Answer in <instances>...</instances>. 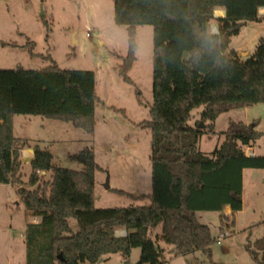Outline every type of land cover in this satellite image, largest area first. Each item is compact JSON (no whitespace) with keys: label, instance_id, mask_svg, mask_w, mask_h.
I'll return each instance as SVG.
<instances>
[{"label":"trees","instance_id":"trees-1","mask_svg":"<svg viewBox=\"0 0 264 264\" xmlns=\"http://www.w3.org/2000/svg\"><path fill=\"white\" fill-rule=\"evenodd\" d=\"M260 7L264 0H113L114 23L127 31V53L118 69L127 84H133L128 72L135 60V28L152 27V103L149 119L138 123L151 133V193L109 190L148 199V206L95 207L99 167L92 149L70 156L83 167L76 171L53 164L48 150L13 136L12 116L19 114L69 122L93 133L95 106H104L93 71L61 69L54 61L40 69H0L1 184H23L21 150L33 149L29 188L17 189L38 219L25 228V264H94L109 254L127 259L133 248L140 249L135 264H159L158 239L179 254L201 250L211 257L214 239L195 212H220L229 205L231 212L219 215L220 227H233L234 214L242 208V172L264 169V156L245 155L260 133L242 122H230L223 143L210 154L199 151L197 143L201 135L215 133L220 113L264 103V37L245 60L229 49L246 21L259 20ZM214 10L223 17H215ZM213 22L217 34L210 33ZM199 106L204 107L201 121L210 123L191 127L187 121ZM108 108L125 116L124 109ZM42 172L49 174L48 181L41 182ZM69 218L76 220L77 231L70 230ZM159 225L161 234L153 240L150 232ZM116 228L127 235L116 237ZM245 250L255 264H264V237L247 243Z\"/></svg>","mask_w":264,"mask_h":264},{"label":"rangeland","instance_id":"rangeland-1","mask_svg":"<svg viewBox=\"0 0 264 264\" xmlns=\"http://www.w3.org/2000/svg\"><path fill=\"white\" fill-rule=\"evenodd\" d=\"M152 34L151 25L136 26L135 60L128 72L133 84H127L118 73L127 53V31L125 26L114 23L113 0H0V69H40L54 61L61 69L90 70L95 74L96 94L104 102V106H95V133H86L69 122L20 114L12 116V132L29 145L48 150L53 164L76 171L83 167L70 156L85 148L92 149L99 167L94 188L97 208L150 203L148 199L119 195L104 185L108 183L110 189L134 195L151 193V133L138 123L149 119L152 103ZM262 37L264 16L258 21H246L239 34L231 38L229 49L237 53L249 51L247 56L240 57L245 60ZM109 106L124 109L125 116L111 111ZM203 109L199 106L191 111L189 126L203 128L210 123L201 121ZM230 122L254 125L260 133L254 151L257 156H264V103L220 113L213 123L215 133L199 138V151L210 154L220 147ZM31 171L28 159H22L20 187L29 188ZM49 179V174L43 175L41 182ZM20 187L0 183V264L26 262L24 233L33 217L19 199ZM241 202L242 208L234 214L231 228L220 227L219 215L223 210L195 212L197 221L208 226L214 239L210 258L201 250L179 254L157 238L159 264H255L245 245L264 237V169L243 170ZM68 224L72 232L78 230L75 219L69 218ZM155 232L161 234L160 225L150 233L153 240L159 237ZM224 232L226 235L221 236ZM139 255L140 249L133 248L127 259L109 254L94 264H135Z\"/></svg>","mask_w":264,"mask_h":264},{"label":"crops","instance_id":"crops-1","mask_svg":"<svg viewBox=\"0 0 264 264\" xmlns=\"http://www.w3.org/2000/svg\"><path fill=\"white\" fill-rule=\"evenodd\" d=\"M261 8H264V7H260L259 8V10H258V17H259V19L261 18V16H264V12H261L260 10H261ZM219 10H221L222 11V9H219ZM214 16L215 17H223V16H216L215 14H214ZM211 25H215V26H217V24L216 23H214L213 22V24L211 23ZM210 25V26H211ZM244 25H245V23H244ZM234 50V49H233ZM249 54V51H247V50H245V51H241L240 53H238V55H239V57H244V56H247ZM96 125H97V122H96V120H95V128H94V131H93V133H95V130H96ZM251 150H252V152H253V155L252 156H257V154H256V152L254 151V147L252 146V147H249ZM26 150H28V151H31V153L30 154H26V153H24V151H26ZM32 155H33V149L32 148H25L24 150H22L21 151V159H28V162H29V160H30V158L32 157ZM47 173H44V172H42L41 173V175H46ZM94 188H95V175H94ZM142 193H139V194H137V195H134V194H132L133 196H139V195H141ZM223 211H224V213L225 214H229L230 212H231V209H230V206L229 205H225L224 206V208H223ZM38 220H37V218H32V222H37ZM154 230V229H153ZM151 233V232H150ZM156 234H159L160 235V233H157V232H155V235ZM154 236V235H153ZM103 259H104V257H102V260L101 261H103ZM101 261H99V262H101Z\"/></svg>","mask_w":264,"mask_h":264},{"label":"built area","instance_id":"built-area-1","mask_svg":"<svg viewBox=\"0 0 264 264\" xmlns=\"http://www.w3.org/2000/svg\"><path fill=\"white\" fill-rule=\"evenodd\" d=\"M214 27H217V26H215V25H211V26H210V33H211V34H217V33H218V32L213 33L212 29H213ZM244 153H245L246 156H252V155H253V152H252V150H251L250 148H247V150L244 151ZM114 235H115L116 237H125V236L127 235V231H126L124 228H116V229L114 230ZM222 235H226V232L222 233L221 236H222ZM221 236H220V237H217L216 242L219 243V242L221 241V239H222Z\"/></svg>","mask_w":264,"mask_h":264},{"label":"clouds","instance_id":"clouds-1","mask_svg":"<svg viewBox=\"0 0 264 264\" xmlns=\"http://www.w3.org/2000/svg\"><path fill=\"white\" fill-rule=\"evenodd\" d=\"M226 12H227L226 9H222V14H223V15H226ZM214 14L216 15V11H215V10H214ZM218 30H219V27H218V26H217V27H214V28L212 29L213 33L218 32Z\"/></svg>","mask_w":264,"mask_h":264},{"label":"water","instance_id":"water-1","mask_svg":"<svg viewBox=\"0 0 264 264\" xmlns=\"http://www.w3.org/2000/svg\"><path fill=\"white\" fill-rule=\"evenodd\" d=\"M199 127H202V125H200ZM104 186L106 189H110L108 183H106ZM101 260H102V258H99L97 261H101Z\"/></svg>","mask_w":264,"mask_h":264},{"label":"bare ground","instance_id":"bare-ground-1","mask_svg":"<svg viewBox=\"0 0 264 264\" xmlns=\"http://www.w3.org/2000/svg\"><path fill=\"white\" fill-rule=\"evenodd\" d=\"M261 12H264V8H261V10H260Z\"/></svg>","mask_w":264,"mask_h":264}]
</instances>
